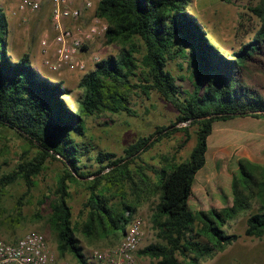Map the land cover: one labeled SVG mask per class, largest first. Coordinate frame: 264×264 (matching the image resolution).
Here are the masks:
<instances>
[{"label": "trees", "instance_id": "trees-1", "mask_svg": "<svg viewBox=\"0 0 264 264\" xmlns=\"http://www.w3.org/2000/svg\"><path fill=\"white\" fill-rule=\"evenodd\" d=\"M193 2L101 0L96 14L108 22L106 43L120 46V52L103 59L82 77L78 87L83 95L76 100V108L66 101L74 94L63 81L44 77L28 54L18 61L8 54L9 23L0 5V132L12 130L37 149L33 158L26 157L14 171L0 177V189L23 180L30 192L49 160L62 162L65 169L57 179L48 224L56 234L60 254H72L79 264L89 263L78 231L92 242L124 235L141 198L147 199L154 192L159 195L153 215L158 241L139 254L155 259L156 264H203L236 243L240 236L227 233L225 227L250 210L255 198L262 204L247 219L245 235L264 239V166L239 161V173L232 179L231 206L206 212L190 208L196 176L207 163L214 124L236 117L264 118V97L242 79L249 67L264 73V0L249 7L261 21L259 31L232 57L211 43L197 18L189 13L187 8ZM178 58H185L191 68V93L180 90L177 77L168 68L169 62ZM135 90L146 96L157 92L172 103L179 112L175 123L157 127L153 135L137 140L125 149L123 157L99 152L95 157L98 170L88 171L85 156L89 149H81L87 136L86 118L132 113L131 94ZM180 124L197 130L189 159L160 168L137 165L140 155L165 137L181 130L188 139L189 127H176ZM145 170L158 179L156 185ZM81 182L87 184L89 197L83 210L87 217L79 227L73 223L69 200L71 186ZM127 185L136 194L134 200L123 198L120 204L112 203L107 193ZM20 205L21 200L19 214Z\"/></svg>", "mask_w": 264, "mask_h": 264}, {"label": "rangeland", "instance_id": "rangeland-1", "mask_svg": "<svg viewBox=\"0 0 264 264\" xmlns=\"http://www.w3.org/2000/svg\"><path fill=\"white\" fill-rule=\"evenodd\" d=\"M8 1H0L6 12L9 11L6 8ZM259 2L260 0H194L187 10L197 18L211 43L227 57H232L234 52L254 39L261 27V21L249 10V7H255ZM7 14L11 20L10 35L9 33L7 35V51L11 58L16 59L14 57L16 55L21 56L31 52L34 45L40 47L41 40L47 35H52L49 5H45L37 13L28 15L26 21L19 19L18 29L13 25L15 20L11 19L10 13ZM99 43L98 51L90 49L92 51L89 54L100 52L105 59L109 56H117L120 52V46L108 45L106 38H101ZM251 64L256 65V63ZM168 68L177 77L181 91L191 93L194 90L191 68L185 58L170 61ZM58 76L60 77L53 81L61 80L73 90L74 96L66 98V101L71 107L76 108V100L83 95V90L78 87L83 76L69 72H62ZM242 79L246 85L255 88L264 97V73L249 67L244 71ZM130 107L132 113H104L86 118L87 136L81 149L82 151L89 149L85 156L88 171L98 170L99 165L95 157L99 152H111L118 158L123 157L125 149L131 144L153 135L157 127H170L179 114L177 108L157 92H151L146 96L140 90H135L131 94ZM176 127H189V138L187 139L186 133L181 130L170 137H165L150 150L142 153L137 165L146 163L160 168L170 163L180 164L189 159L196 145V127L187 124ZM208 145L207 163L196 176L193 197L190 200V208L194 212H206L211 208L221 210L232 205L231 185L233 177L239 173V161L248 160L264 166V118L256 121L236 117L233 120L216 122ZM36 153L37 149L14 131H1L0 177L14 171L23 159L33 158ZM135 167L136 165H132L133 169ZM64 169L62 162L49 160L44 171L34 179L35 186L30 192L23 180L0 189L2 206L0 240L16 241L27 232L38 231L45 235L48 246L58 261L79 264L72 254H60L56 234L48 224L51 214L50 203L54 198L57 179ZM145 172L153 185H156L158 179L155 175L150 170ZM91 179L93 177L89 178ZM70 192L69 203L73 210V223L81 227L87 217L83 212L84 204L89 197L87 184L84 182L74 184ZM107 194L114 204H120L124 201L123 198L134 200L136 197L131 185H127L124 189L113 188ZM158 196L154 192L147 199L141 198L136 213L142 216L146 223L143 248L158 241L153 224V215L159 203ZM20 200L21 214L17 211ZM261 204L259 199H253L250 210L228 223L225 227L227 233L237 234L240 239L203 264H264V239L245 235L247 219L251 214L259 211ZM77 236L81 240L87 259H90L93 251L107 250L116 246L123 235L93 242L84 237L80 231L77 232ZM202 240L207 241L206 238ZM139 257L140 264L157 263L148 256L139 254Z\"/></svg>", "mask_w": 264, "mask_h": 264}, {"label": "built area", "instance_id": "built-area-1", "mask_svg": "<svg viewBox=\"0 0 264 264\" xmlns=\"http://www.w3.org/2000/svg\"><path fill=\"white\" fill-rule=\"evenodd\" d=\"M6 1V0H0ZM10 15L23 21L45 5L50 6L52 35L45 36L40 49L55 73L69 72L81 76L89 73L104 58L100 52L89 54L88 47L97 38H105L108 22L96 14L93 0H14ZM101 0H99L100 2ZM93 11L92 20L84 22L86 11ZM146 223L135 214L121 241L111 249L92 252L89 264H140ZM0 264H74L58 261L44 234L27 232L16 241L0 240Z\"/></svg>", "mask_w": 264, "mask_h": 264}, {"label": "crops", "instance_id": "crops-1", "mask_svg": "<svg viewBox=\"0 0 264 264\" xmlns=\"http://www.w3.org/2000/svg\"><path fill=\"white\" fill-rule=\"evenodd\" d=\"M93 1H94V4H95V9H97L98 5H99V0H93ZM14 7H15V1L9 0L7 2V4H6V8L9 11H7V12L5 11L6 14L9 13L10 10H12ZM92 13H93V11H91V10L90 11H86L85 16L83 18V21L84 22H90L92 20ZM7 19H8V23H9V35H10V28H11V22L10 21L11 20L8 17V14H7ZM11 19L15 20V22H13V25H14V27L16 26V28L18 29V25L19 24H18L17 21L19 20V18L11 16ZM89 19H90V21H88ZM100 40H101V38L95 39L94 41L91 42V44H90V46L88 48L92 49V50L94 49V51H98L99 45H100V43H99ZM25 54L29 55L33 67L38 72H40L44 77L49 78L51 80H56L58 77H60L58 75H61V73H55V72L51 71V69L49 68V66H48V64L46 62V58L42 54L41 49H40V47L38 45H34L32 47L31 52L24 53L23 55H25ZM23 55H21V56L16 55V56H14L16 59H14L13 57H12V59L13 60H19ZM91 70H94V68H91ZM76 75H79V74H76ZM239 118L246 119V120H256V121H260L261 119H263V118H255V117H251V116H249V117H239Z\"/></svg>", "mask_w": 264, "mask_h": 264}]
</instances>
